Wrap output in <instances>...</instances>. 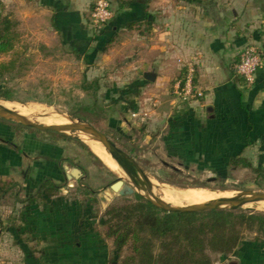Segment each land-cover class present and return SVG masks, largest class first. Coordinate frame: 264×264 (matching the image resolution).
Segmentation results:
<instances>
[{
  "label": "crops",
  "instance_id": "0c3cea01",
  "mask_svg": "<svg viewBox=\"0 0 264 264\" xmlns=\"http://www.w3.org/2000/svg\"><path fill=\"white\" fill-rule=\"evenodd\" d=\"M8 2L20 21L48 22L64 47L89 60V68L105 71L117 63L113 71L120 78L107 88L105 103L121 109L112 124L124 134L133 123L146 140L158 138L162 152L187 169L224 173L235 169L229 158H247L253 150L260 158L258 166H264V0H122L131 2L123 8L115 0L114 18L101 33L89 26L90 0ZM250 45L260 49L263 67L255 84L247 87L236 66ZM188 64L194 65L195 83L204 94L199 100L184 101L178 95ZM146 74L154 80H146ZM133 91L136 96L119 99L120 93ZM1 142L14 148H0V158L8 154L5 162L27 157L12 142ZM18 206L19 214L18 209L8 217L0 214V236L7 232L16 247L33 254L30 258L37 253L113 252L97 230L102 240L95 233L82 235L73 216L70 227L52 229L50 219L41 214L45 206L28 214L29 208L16 202Z\"/></svg>",
  "mask_w": 264,
  "mask_h": 264
},
{
  "label": "rangeland",
  "instance_id": "374dc122",
  "mask_svg": "<svg viewBox=\"0 0 264 264\" xmlns=\"http://www.w3.org/2000/svg\"><path fill=\"white\" fill-rule=\"evenodd\" d=\"M97 1L90 0L92 7L90 13L94 10ZM107 1L114 16L113 2L115 0ZM4 2L2 3L5 15L11 16L18 23L17 31L20 34V40L15 53L0 57V62H9L19 58L26 67L23 74L14 77L7 85L12 90L15 101L7 102L0 99V106L43 125L46 124L38 119L42 116H48L47 119L59 125L70 124V119L93 125L119 148L134 157L151 181L165 187L163 190L159 188L156 191L161 199H165L169 192L175 193L190 189L217 192L220 194L217 199L242 192L264 194V177L249 169L230 168L224 173L201 172L196 166L187 169L180 166L178 160L168 158L165 152H162L160 149L162 143L158 141V138L146 140L134 129L133 123L124 134L118 129L117 124H112V120L120 118L121 109L107 108L105 103L108 99L106 97H110V93H106L107 88L114 84L115 78L118 80L120 78L115 76L116 72H114L116 71L114 66L117 63L113 65L112 62L105 71L89 68L78 53L62 45L60 38L49 30L48 22L24 23L10 11L11 6L8 0ZM89 26L96 33L101 31L94 28L91 14ZM97 79L101 84L97 97L93 95V90L89 94L82 90V86L86 85V80L92 83ZM30 98H36L37 101L30 100ZM51 133L19 128L8 121L0 120V148L14 149L10 144L1 142V139L8 140L17 146L16 151L22 150L27 156L22 158L17 154L19 159L15 161L12 158L11 161L6 162L8 154L3 156L4 159L0 158V172L6 176L0 177V214L8 217L15 214L16 209L19 214L21 207H16V202L25 200L29 194L33 193L41 180L52 178L62 186V189L55 202L57 209L54 207L55 210L51 211L49 207H44L41 212L50 219L49 228L62 229L64 225L70 227L73 222L67 221L65 215L68 217L74 214L72 212H77V206H72V204H75L76 200L81 203L90 197L96 198L99 214L91 226L104 237L113 251L112 241L105 237L107 228L102 225L104 214L110 206L135 202L136 195L111 196L108 191L118 178H122L128 185L132 181L117 165L116 167L124 177L109 169L93 152L91 146L81 139L83 133H78V135ZM105 153L108 155L107 152ZM247 158L258 166L260 158L256 150L248 153ZM174 168H178V171ZM74 169H79L83 176L76 178L71 175ZM64 173L72 176L73 179L68 180ZM5 191L7 193L2 195ZM262 203L264 202L246 205L239 212L264 215V210L258 208V204ZM59 204H62L61 207ZM189 205L172 203L170 206L186 207ZM63 206L66 207V211ZM29 210L26 214L32 213V210ZM52 218L55 221H52ZM13 242L14 239L7 232L0 236V264H121L130 255V250H127L123 257L117 260L116 254L111 251L110 253L107 251L106 253L81 252L78 254L68 251L67 253H37L34 255L35 258H30L26 257L27 254L23 248L19 249ZM95 242V240H90L89 244ZM212 258L214 264H264V242L256 241L254 234H247L244 242L233 255H212Z\"/></svg>",
  "mask_w": 264,
  "mask_h": 264
},
{
  "label": "trees",
  "instance_id": "16d2710c",
  "mask_svg": "<svg viewBox=\"0 0 264 264\" xmlns=\"http://www.w3.org/2000/svg\"><path fill=\"white\" fill-rule=\"evenodd\" d=\"M118 1L122 8L131 3ZM17 28L18 23L11 16L5 15L4 4L0 1V57L15 53L20 40ZM74 52L78 53L79 57L82 56V53ZM85 62L90 65L88 59H85ZM25 67V63L20 62L19 58L0 62L1 100L15 101L13 92L7 85L14 77L23 74ZM82 90L88 94L93 90V95L97 97L101 90L100 80H94L92 83L86 80ZM126 95L136 96V93L134 91L128 94L120 93L119 99H125ZM30 100L37 101L36 98ZM9 123L19 128L23 127L13 122ZM229 163L231 167L249 169L264 177V166H255L242 154L229 158ZM61 189L62 186L52 178H45L39 183L33 195L18 203L30 210L45 206L53 211L57 206L55 202ZM6 193L7 191L2 195ZM74 203L72 206H77V212H72L74 214L68 217L65 215V219L68 221L73 216L77 219V221L74 219L75 224H79L82 235L87 238L95 233L96 237L102 240L91 226L98 218V200L90 197L87 201L79 203L76 200ZM59 205L61 207L62 204ZM63 208L66 211V207ZM102 225L107 228L105 237L112 241L113 253L116 254L117 260L130 250V255L121 264H214L212 255L234 254L247 234H254L256 241L264 242L263 214L239 211L168 213L156 208L138 194L135 202L110 206L104 214ZM19 241L22 247L24 242L22 239H18ZM24 252L27 254L26 257L33 255L29 251Z\"/></svg>",
  "mask_w": 264,
  "mask_h": 264
},
{
  "label": "water",
  "instance_id": "95a60500",
  "mask_svg": "<svg viewBox=\"0 0 264 264\" xmlns=\"http://www.w3.org/2000/svg\"><path fill=\"white\" fill-rule=\"evenodd\" d=\"M145 79L153 81L154 77L151 74H146ZM0 119L13 122L26 128L34 129L41 132H52L64 135L83 133L92 136L99 142L111 156V158L122 168V170L132 180L129 185L122 178H118L108 191L111 196L119 195L134 196L141 195L148 202L158 209L168 213H196L205 211H240L246 205L264 202V194L253 192L239 193L230 198H220L205 204L191 205L186 207H175L164 204L158 199H154L149 195V178L141 169L137 161L119 148L107 135L98 131L93 125L82 121L70 119V124L67 125H43L24 117L18 112L6 109L0 106ZM73 175L78 178L82 175L79 169L73 170ZM72 178V176H69Z\"/></svg>",
  "mask_w": 264,
  "mask_h": 264
},
{
  "label": "built area",
  "instance_id": "2783aa9c",
  "mask_svg": "<svg viewBox=\"0 0 264 264\" xmlns=\"http://www.w3.org/2000/svg\"><path fill=\"white\" fill-rule=\"evenodd\" d=\"M113 12L107 0H98L91 13L94 28L101 30L113 19ZM263 67V58L260 49L255 45L247 46L236 66L237 75L242 79L245 86L252 87L256 81L258 71ZM196 69L193 64L186 65V75L178 84V95L184 101L199 100L204 97L203 92L197 87Z\"/></svg>",
  "mask_w": 264,
  "mask_h": 264
},
{
  "label": "bare ground",
  "instance_id": "6f19581e",
  "mask_svg": "<svg viewBox=\"0 0 264 264\" xmlns=\"http://www.w3.org/2000/svg\"><path fill=\"white\" fill-rule=\"evenodd\" d=\"M46 117H48V116H46ZM46 117L42 116L41 118H38V119H39V121H43V123L46 124V125H50V124L51 125H59L57 123H54L51 119H47ZM64 125H67V124H64ZM81 139L84 142H86L89 146H91V148L94 150L93 152L103 161V163H105V165L109 169L113 170L114 172L118 173L120 176L124 177L123 173H125V172L122 170V168L112 158H110L111 156L109 154L108 155L110 157L105 153L106 152L105 148L99 142H97L90 135H87V134H82L81 135ZM116 165L123 171L122 174L120 173V170L118 169V167H116ZM125 176L128 177V175L126 173H125ZM129 179H127V180H129ZM159 188L161 190H163L165 187L159 186V185L155 184L153 181L149 180V195L152 198L158 199L159 201H161V202H163L164 204H167V205H171L172 203L173 204L174 203L175 204L185 203V204H190L189 206L205 204V203H208V202L216 200L220 196L219 193L213 192L211 190L190 189V190L176 191L175 193H173V192H169L168 193L167 192L168 193L167 197L165 199H161L156 194V191ZM233 196H229V197H226V198H230V197H233ZM258 208L264 210V203L258 204Z\"/></svg>",
  "mask_w": 264,
  "mask_h": 264
}]
</instances>
